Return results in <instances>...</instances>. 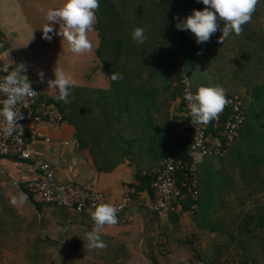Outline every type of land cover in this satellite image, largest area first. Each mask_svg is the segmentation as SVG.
I'll list each match as a JSON object with an SVG mask.
<instances>
[{"label": "crops", "instance_id": "obj_1", "mask_svg": "<svg viewBox=\"0 0 264 264\" xmlns=\"http://www.w3.org/2000/svg\"><path fill=\"white\" fill-rule=\"evenodd\" d=\"M62 4L63 0H0V60L4 67L12 63L9 70L19 63L26 64L25 74L43 96L54 92L48 88L47 82L55 79L54 71L58 69L69 74L75 86L108 88L109 78L96 56L99 45L96 20L88 33L93 45L90 52L72 53L66 40L60 36H54L51 41L42 38L41 28L46 26L47 11ZM180 4L188 9L186 15L193 9H203L198 3L193 5L192 1L180 0ZM59 27V24H54L57 31ZM220 27H223V22H220ZM187 35L188 32L184 36ZM221 35L218 30L212 36L216 46L212 50L211 40L203 45L195 42L188 48L184 68L194 91L201 85L217 82L210 72L214 68L264 69V0L257 4L251 21L242 26L239 35L233 33L223 44L218 40ZM255 78H248V83H255ZM173 94L170 140L154 137L150 130L143 133L138 120L144 115L138 111L129 114L132 109L129 104L128 111H125L128 116H121L126 124V118L132 122L129 127L124 124L123 131L128 153L120 152V156L111 157L106 152H99L96 158L98 152L92 154L90 148L80 147L74 127L63 121L57 125L46 122L38 125L49 140L30 137V159L0 156V264H121L122 261L129 264H254L251 254L245 255L240 244L229 234L213 231V228L221 229L227 224L211 219L213 212H221L223 208L212 205L213 201L203 192L202 180L198 217L182 206L177 216L160 217L152 212V192L142 181V170L160 162L164 156L160 157L159 150L167 147L165 143L170 142L175 150L187 149L191 138L189 114L179 94L174 91ZM242 127L240 140L244 125ZM238 139L231 144L225 156L200 159V178L214 169L234 175L237 169L227 167L228 162L233 165L231 159L238 157L237 147L241 146ZM100 144L101 148H107L105 141ZM245 144L243 142L240 149H245ZM97 159L113 163L114 167L108 171L100 170L96 166ZM226 159L227 166H224ZM37 160L52 166V186L55 189L72 181L85 188L96 189L109 201L119 202L123 198L124 185L132 187V203L120 214L118 223L106 225L101 230L106 247L88 246L87 236L95 228L91 218L71 214L59 206L31 201L27 183L38 176ZM21 193L27 199L12 205L10 200L18 198ZM257 206H261L264 213V193L256 200L248 201L243 209L252 211ZM128 245L136 249L127 252ZM192 248L197 250L199 258ZM257 264L264 262L258 260Z\"/></svg>", "mask_w": 264, "mask_h": 264}, {"label": "trees", "instance_id": "obj_2", "mask_svg": "<svg viewBox=\"0 0 264 264\" xmlns=\"http://www.w3.org/2000/svg\"><path fill=\"white\" fill-rule=\"evenodd\" d=\"M194 3L199 5L198 0H192ZM99 4L95 23L99 37L96 56L109 78V87L74 86L68 97L69 102L58 104L63 120L74 127L80 147L90 148L92 154L97 151L96 158L99 152H106L111 157L120 156V152L128 153L123 131L124 124L129 127L132 122L126 118V124L121 116H128L125 111H128L129 104L132 105L129 114L138 111L144 115L138 120L143 133L147 134L146 130H150L154 137L171 139L173 124L170 108L173 91L180 96V71L185 67L188 48L195 43L190 31H178L175 27L177 21L174 16L183 19L188 11L180 4V0H99ZM136 27L145 29L146 39L142 44L132 39V31ZM187 32L188 35L184 36ZM214 47L212 39L211 50ZM239 55L242 56V53ZM113 72L122 74L123 78L112 81L110 74ZM210 72L215 78L214 82L217 79L214 85L223 87L226 97L238 94L241 98L245 121L241 140H238L241 146L243 142L247 144L245 149L237 147L238 157L231 159L233 165H230L228 159L224 163L227 166L228 162V169H237L234 175L214 169L212 173L203 174V178H200L198 166L197 201L188 193L183 175L178 171L176 181L181 192L175 211L167 216H177L180 206L189 210L195 203L197 208L193 213L197 217L200 215L202 180L203 192L213 201L212 205L223 208L221 212H213L211 219L227 224L221 229L215 227L213 231L229 234L230 238L240 244L245 255L251 254L253 263L257 264L258 260L264 262L263 208L257 206L252 211L243 208L248 201L256 200L258 195L264 193V121L257 119L261 112L264 113V69L221 67ZM252 77H256V82L248 83V78ZM191 139L192 134L189 144ZM103 141L107 143V148H101L100 143ZM165 144H168L167 147L159 150L160 157L167 154L186 157L188 148L175 150L170 142ZM96 166L103 171L114 167L113 163L108 164L103 159H97ZM142 177V181L149 185L148 178ZM27 194L30 197L29 192ZM46 205L58 206L55 203ZM192 249L199 258L197 250Z\"/></svg>", "mask_w": 264, "mask_h": 264}, {"label": "built area", "instance_id": "obj_3", "mask_svg": "<svg viewBox=\"0 0 264 264\" xmlns=\"http://www.w3.org/2000/svg\"><path fill=\"white\" fill-rule=\"evenodd\" d=\"M190 2L192 0H184ZM199 1V0H198ZM202 8L205 7L200 3ZM0 60V80L7 74ZM34 95L26 98L23 103L17 104L16 108L21 111L23 119L17 121L16 131L12 135H5L3 128L7 126L6 121L0 116V156L16 158L21 160L30 159L28 139L44 138L38 125L43 122L57 125L64 120L59 103L54 99L57 90L51 95L43 96L32 84ZM187 92H195L192 88L191 79L184 67L180 71L179 93L186 112L189 114L187 101L184 96ZM0 95V100L4 99ZM227 103L216 119L207 125L191 122L192 139L186 152L185 158H178L167 154L156 165L142 170L141 175L149 180L152 192L151 209L157 216H167L175 211L176 202L180 196L181 188L177 184L176 174L180 171L183 175L188 193L197 201L198 189V164L203 157L225 156L231 144L238 139L245 121V111L242 101L237 95L227 96ZM22 129V131L20 130ZM211 132V133H209ZM38 176L27 183L30 199L34 204L55 203L64 207L71 214H84L90 216V210L102 203H111L119 209L117 216L132 203V187L124 185L123 198L119 202L105 199L104 195L94 188H85L76 182H66L58 189L52 186L53 169L45 161H36ZM197 203L189 209L194 212ZM198 264H203L199 262Z\"/></svg>", "mask_w": 264, "mask_h": 264}, {"label": "clouds", "instance_id": "obj_4", "mask_svg": "<svg viewBox=\"0 0 264 264\" xmlns=\"http://www.w3.org/2000/svg\"><path fill=\"white\" fill-rule=\"evenodd\" d=\"M199 2L205 5L203 9H193L183 19L179 16H174V19L177 21L175 27L178 31H190L195 37V42L203 45L209 42L218 30L222 32L218 38L221 44L233 33L239 35L242 26L251 21L252 13L260 0H199ZM99 6V0H63L61 7L47 11L46 26L41 28L42 38L51 41L54 36H60L66 40L72 53L90 52L93 45L88 33L93 28ZM220 22H223L222 28ZM54 24H59L58 31L54 28ZM132 39L144 43L145 29L134 28ZM11 64L4 68L7 74L0 80V95L5 97L0 100V116L7 123L3 132L9 136L16 131L17 121L23 119L16 105L34 95L32 81L25 74L26 64L19 63L9 70ZM54 75L55 79L47 82L48 88L57 90L54 99L68 103L75 81L63 69L55 70ZM110 76L114 82L123 78L122 74L115 72ZM184 99L187 101L189 117L193 125L209 124L218 117L227 103L225 90L220 85H201L195 92H187ZM26 199V195L21 193L18 198L13 197L10 203L16 205ZM118 211L119 209L111 203H102L90 210L89 214L95 223V228L87 236L89 247H106L101 238V230L106 225L118 223Z\"/></svg>", "mask_w": 264, "mask_h": 264}, {"label": "rangeland", "instance_id": "obj_5", "mask_svg": "<svg viewBox=\"0 0 264 264\" xmlns=\"http://www.w3.org/2000/svg\"><path fill=\"white\" fill-rule=\"evenodd\" d=\"M259 110H260V109H259ZM257 119H258V120H263V121H264V113L261 112L259 118H258V116H257ZM134 249H136L135 246L128 245V247H127V252H133ZM122 252H123V251H122ZM151 262H152V261H151ZM129 263H130V262H127V261H122V262H121V264H129Z\"/></svg>", "mask_w": 264, "mask_h": 264}]
</instances>
